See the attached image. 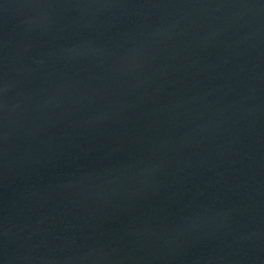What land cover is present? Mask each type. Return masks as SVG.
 <instances>
[{
  "label": "water",
  "instance_id": "water-1",
  "mask_svg": "<svg viewBox=\"0 0 264 264\" xmlns=\"http://www.w3.org/2000/svg\"><path fill=\"white\" fill-rule=\"evenodd\" d=\"M0 264H264V0H0Z\"/></svg>",
  "mask_w": 264,
  "mask_h": 264
}]
</instances>
